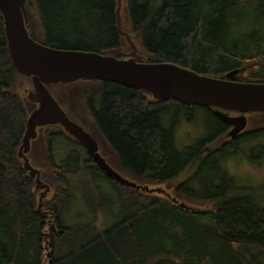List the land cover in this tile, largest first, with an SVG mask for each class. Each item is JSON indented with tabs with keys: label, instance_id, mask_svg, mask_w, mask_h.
<instances>
[{
	"label": "trees",
	"instance_id": "1",
	"mask_svg": "<svg viewBox=\"0 0 264 264\" xmlns=\"http://www.w3.org/2000/svg\"><path fill=\"white\" fill-rule=\"evenodd\" d=\"M125 5L122 28L146 62L175 63L217 78L237 70L234 80L264 83V0H126ZM117 7L118 0H27L23 13L30 35L42 44L127 58L132 48L119 33ZM76 81L47 86L70 118L92 132L78 114V103L87 104L116 167L131 181L153 188L178 179L177 202L120 185L80 141L54 124L38 127L27 153L50 186L39 207L41 188L18 152L38 104L22 90L24 84L33 89L32 77L13 64L0 11V264H264V177L246 183L225 161L255 151L264 161V112L247 113L258 126L220 144L225 124L207 109L204 116L214 130L179 146V117H171V108L191 121L185 102L157 100L116 82ZM89 83L96 85L86 96ZM95 95L97 108L90 103ZM55 140L69 148L59 160ZM210 165L218 170L216 180L199 194L189 171ZM104 180L118 191L105 188ZM79 199L87 201L88 217L66 225Z\"/></svg>",
	"mask_w": 264,
	"mask_h": 264
},
{
	"label": "water",
	"instance_id": "2",
	"mask_svg": "<svg viewBox=\"0 0 264 264\" xmlns=\"http://www.w3.org/2000/svg\"><path fill=\"white\" fill-rule=\"evenodd\" d=\"M26 0H0V11L10 56L17 70L32 77L33 89H25L30 101L38 106L27 120V129L19 147L24 167L35 178L36 187L49 192L50 186L41 180V172L27 156L31 140L36 138L41 126L62 124L64 129L88 149L94 162L105 173L122 184L146 190H159L148 185H138L123 177L106 163L99 152L96 139L82 125L71 119L56 100L48 84L68 83L79 79L105 80L150 92L157 100L175 99L186 104L213 106L215 114L231 126L228 135L236 138L248 125L247 113L264 112V83L240 82L233 77L237 70L225 78L201 75L190 69L169 62H146L138 52L131 35L122 29L121 0H118L117 24L132 47L131 56L119 58L94 51L55 48L38 42L30 35L23 13ZM230 111L239 114L233 115ZM45 194V193H44ZM41 196L40 201H42ZM177 202L176 198H172ZM185 206V203H181ZM42 203L39 204V207Z\"/></svg>",
	"mask_w": 264,
	"mask_h": 264
},
{
	"label": "rangeland",
	"instance_id": "3",
	"mask_svg": "<svg viewBox=\"0 0 264 264\" xmlns=\"http://www.w3.org/2000/svg\"><path fill=\"white\" fill-rule=\"evenodd\" d=\"M124 1H125V3H124ZM121 3L122 4H121V12L120 13H121V17H122V22H124V20L126 19V14H127V9H126V5H125L126 4V0H121ZM127 23H128V21L126 20V24ZM124 38L126 39L125 36H124ZM130 47H131V45H130ZM144 61H146V60H144ZM71 82H74V81H71ZM68 83H70V82H68ZM95 85H96L95 83H89L85 87L86 88L85 90H87L86 91V96L88 95L89 90L92 87H94ZM26 88H27V86L24 84L23 89H22L23 92H25ZM61 90H64V89H61ZM67 90L68 89H65L64 91H67ZM85 90H83V91H85ZM95 96H94L95 108H97L98 107L97 104H99V100H98L97 95H95ZM88 99L90 100V98H88ZM91 101H93V100L91 99ZM78 105L80 106V113L78 112V114H81L80 118H82V120L87 122V123L89 121V123L92 125V127L96 130L95 124H94V121H93V117L91 115L92 113H90L91 111H90L89 108H88V110L86 109V107H88L87 104H85L81 100V103H78ZM62 107H63V109L65 108L67 110V108L65 107L64 104L62 105ZM171 111H172L171 112V117H175V116L179 117L182 114V113L179 114L178 112H176L175 108H173V107L171 108ZM204 114H205V112H203V111H197V116H198L197 120H195L193 122H190V121L184 119V121H181V123H183V124H180L178 126V128H177V131H178L177 134H178V137H179V139H178L179 146H181L182 143H183V146L191 145V144L195 143L198 139L206 137L209 132H212V130H214V126L211 123L208 122V120L204 116ZM233 114L237 115L235 113H233ZM247 117H248V125H247V127L245 128V130L243 132H245L248 129H250L251 126L252 127L258 126V125H256V123H252V124L250 123V115L247 114ZM185 123H188V124H185ZM94 129H92V133L95 136V137L94 136L93 137L98 142L100 154L103 157H105V159L107 160L109 165L111 167H113L117 172L121 173L123 175V177H125V178H127L129 180H132V177L130 175L126 174L125 172L119 170L116 167V165H117L116 156L114 155L113 152H111L108 149L107 145L105 144V140L98 133V131L97 130L95 131ZM224 140H226V138L222 137L221 140H220V143L223 142ZM55 142H56V145L54 147V151H55V155L56 156H54V157L57 160H59L60 157H61V159L66 157L69 154V152H68L69 148H67L65 146L61 147L59 145V143H60L59 140H55ZM242 146L246 147L247 144L242 145ZM80 150H82V154L84 152L86 153V151L83 148H80ZM246 150H247V148H246ZM32 155H33L34 158H37V160L39 162L38 154L32 153ZM258 158H260V159L258 160ZM225 161H226V165L229 167V170L235 176H237L239 178H242L243 181L246 182V183L257 184V183H260L262 181L263 177H264V161L262 162L261 153H259V152L255 151L252 154L251 157H249L248 154L246 153L244 155L234 156V157H232V158H230L228 160L226 159ZM32 165L34 167L37 166L39 170L42 168L41 166L39 167L36 164H32ZM189 172H190L189 174H191L190 176H193V178H194L193 184H192L193 188L195 189L196 192H199V194H201V193H207V192H203V190L205 189V185L208 182H210V181H215L216 180V174H217L218 170L215 167H212V165H210V166H208L205 169L193 168ZM184 174H187V171L186 172H182L180 174V178L179 179H182L184 177ZM177 181H178V179H175V180H173L171 182H167V183L154 184L153 188H159L160 191L156 190V192L159 193L160 195H163V196H166V197L176 198V197H174V194H173V185H175ZM104 182H105V188H108L110 186V187H112L113 191H115V192L118 191L117 189L119 187L117 185L112 184L109 180H106V181L104 180ZM119 184L121 185V183H119ZM123 186H126V185H123ZM132 188H134V187H132ZM135 189H137V190H139L141 192H147V193H150V194H152V193L155 194L153 190H146V189L136 188V187H135ZM42 192H43V190L41 189V191H40V193L38 195L39 197L41 196ZM107 192H109V191H107ZM48 195H49V193H47V195L45 197H47ZM39 197H38V199L40 200ZM43 199L41 201L42 203H43ZM187 201L190 202V200H188V199H187ZM74 202H76V203H74L72 208L70 207V209H69V211H68V213L66 215V218H65V224L66 225H69L72 222L78 221V220H80V219H82L84 217H88L87 216V211L89 212V209H88V206H87V203H86L87 201L84 200V199H79V200H76ZM78 211L83 212V216L82 217L81 216H76V213ZM102 216L103 215H101L100 218H102ZM112 220L113 219L110 218V221H112Z\"/></svg>",
	"mask_w": 264,
	"mask_h": 264
},
{
	"label": "flooded vegetation",
	"instance_id": "4",
	"mask_svg": "<svg viewBox=\"0 0 264 264\" xmlns=\"http://www.w3.org/2000/svg\"><path fill=\"white\" fill-rule=\"evenodd\" d=\"M130 57V56H129ZM128 58V57H127ZM169 100H171V99H168L167 101H169ZM175 100V99H174ZM164 101V100H163ZM92 105H94L95 106V101H94V99H93V101H91L90 102ZM98 106H99V104H97ZM186 105H188V106H191L190 107V109L188 110V112H187V114H189L190 116V118H191V121L190 122H193V121H195V120H197L198 119V116L197 115H192V113H196L197 114V111H203V112H205V110H209L210 112H212L220 121H222L216 114H215V108L213 107V106H208V105H206V106H203V105H197V104H186ZM193 106H195L196 108H194ZM198 106V107H197ZM92 109V108H91ZM235 113V114H239V113H237V112H234V111H230V113L231 114H233V113ZM92 115V114H91ZM234 115V114H233ZM93 117V116H92ZM184 119L185 120H188V117H185V116H183L182 114H181V116H179V119H178V124H176V126H175V128H176V130H177V128H178V126L180 125V124H183V123H181V121H184ZM189 121V120H188ZM223 122V121H222ZM224 123V122H223ZM185 124H188V123H185ZM225 124V126L218 132L219 134L221 133V132H223L222 134V136L224 137V138H226V140H224L223 142H221L220 144H223V143H226L227 144V140L228 139H233L231 136H229L228 135V132H229V130L231 129V126H229V125H227L226 123H224ZM90 132V131H89ZM90 133H92V132H90ZM182 146V145H181Z\"/></svg>",
	"mask_w": 264,
	"mask_h": 264
},
{
	"label": "bare ground",
	"instance_id": "5",
	"mask_svg": "<svg viewBox=\"0 0 264 264\" xmlns=\"http://www.w3.org/2000/svg\"><path fill=\"white\" fill-rule=\"evenodd\" d=\"M27 1V0H26ZM123 29V28H122ZM143 56V55H142ZM77 82V81H76ZM31 84V83H30ZM29 84V85H30ZM55 86V85H54ZM27 89V88H26ZM31 90H32V88H30ZM29 89V90H30ZM53 93V92H52ZM54 94V93H53ZM55 96V95H54ZM58 124H60V123H58ZM60 125H62V124H60ZM25 135V134H24ZM73 136V135H72ZM74 137V136H73ZM77 139V138H76ZM70 140V139H69ZM78 140V139H77ZM79 141V140H78ZM82 143V142H81ZM83 144V143H82ZM84 145V144H83ZM85 146V145H84ZM86 147V146H85ZM87 148V147H86ZM88 150V149H87ZM78 151V150H77ZM19 152V151H18ZM89 152V151H88ZM91 155V154H90ZM28 156V155H27ZM20 157V156H19ZM21 158V157H20ZM22 159V158H21ZM93 160V159H92ZM94 161V160H93ZM105 161H106V159H105ZM106 163H107V161H106ZM101 169V168H100ZM101 170H103V169H101ZM104 171V170H103ZM105 172V171H104ZM121 174V173H120ZM107 175V174H106ZM122 175V174H121ZM108 176V175H107ZM123 176V175H122ZM108 177H110V176H108ZM110 178H112V177H110ZM112 179H114V178H112ZM115 180V179H114ZM43 181V180H42ZM117 181V180H116ZM117 182H119V181H117ZM120 183V182H119ZM121 185H122V183H121ZM123 185H125V184H123ZM126 186H130V185H127L126 184ZM131 187V186H130ZM43 190V192L41 193V196H43V198L47 195V193L48 192H46L44 189H42ZM45 193V194H44ZM41 196L39 197V198H41ZM40 201V200H39ZM40 203H42L41 201H40ZM183 207V206H182ZM184 207H188L187 205H185Z\"/></svg>",
	"mask_w": 264,
	"mask_h": 264
},
{
	"label": "crops",
	"instance_id": "6",
	"mask_svg": "<svg viewBox=\"0 0 264 264\" xmlns=\"http://www.w3.org/2000/svg\"><path fill=\"white\" fill-rule=\"evenodd\" d=\"M230 158H232V157H230ZM230 158H228V159H230ZM228 159H227V160H228Z\"/></svg>",
	"mask_w": 264,
	"mask_h": 264
}]
</instances>
